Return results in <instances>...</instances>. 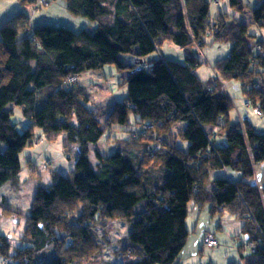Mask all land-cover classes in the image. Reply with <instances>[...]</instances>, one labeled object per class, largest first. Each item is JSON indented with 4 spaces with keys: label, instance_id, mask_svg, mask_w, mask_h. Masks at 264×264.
I'll list each match as a JSON object with an SVG mask.
<instances>
[{
    "label": "trees",
    "instance_id": "trees-1",
    "mask_svg": "<svg viewBox=\"0 0 264 264\" xmlns=\"http://www.w3.org/2000/svg\"><path fill=\"white\" fill-rule=\"evenodd\" d=\"M20 1L26 7L0 25V187L18 179L19 153L36 142V128L61 136L76 167L36 189L19 243L0 235V264H103L98 229L115 219L130 228L119 240L123 264H179L190 204L241 220L251 248L240 252L243 264H264V186L251 180L264 164V131L247 119L230 122L233 102L221 83L239 81L245 104L264 115V40L249 29L264 27V0L251 8V23L237 19L243 0H64L96 22L77 31L33 25L42 3ZM211 2L219 5L214 17ZM209 36L230 47L203 80L198 51ZM165 43L183 48L185 59L166 56ZM107 64L128 90L104 111L68 77ZM16 107L27 120L22 130L12 121ZM114 131L105 153L98 140Z\"/></svg>",
    "mask_w": 264,
    "mask_h": 264
},
{
    "label": "rangeland",
    "instance_id": "rangeland-1",
    "mask_svg": "<svg viewBox=\"0 0 264 264\" xmlns=\"http://www.w3.org/2000/svg\"><path fill=\"white\" fill-rule=\"evenodd\" d=\"M53 3L51 8H47L50 4L44 5L36 9L32 15V24L38 20L47 18L52 21L53 26H66L73 30L81 28H94L96 22L90 20L83 15L71 13L64 0H50ZM244 7L240 14H236L238 21L251 23L253 20L251 8L257 5L258 0H243ZM36 5H40L38 0L34 1ZM13 9L20 10L14 2L7 4L4 0H0V25L1 20L9 16ZM219 10V5L215 2L210 3V13L214 17ZM43 17V18H42ZM42 18V19H40ZM42 23V22H41ZM40 23V24H41ZM154 27V25H153ZM156 29V28H155ZM250 32L259 39L264 40V27L255 23L250 25ZM230 43L224 41L219 43L213 37L209 36L206 45L198 51L201 64L197 67V74L203 79H208L213 75V65L216 61L224 57L228 52ZM163 52L171 59L183 61L185 59V51L174 43H165L162 46ZM129 59L130 57L127 56ZM71 82L78 78V82L82 84L89 92L91 100L88 101L89 106L101 107L107 111L115 101L122 100L128 90V85L122 82L120 73L112 64L105 65L100 70H83L77 76H70ZM225 91L232 98V106L229 109L230 122L247 119L255 125L256 130L264 131V115H257L253 112L252 107L245 104V96L241 89L239 81L232 79L230 81L221 80ZM91 85V86H89ZM102 110V111H103ZM134 117L131 116V119ZM12 121L18 124V128L22 130L27 126V120L23 116L19 107H16L12 114ZM35 140L31 146L25 147L19 153L20 170L16 181L8 180L0 187V235H6L8 239L15 245L19 243L20 234L24 228V218L27 208L32 202L36 189L45 183L53 181V172L68 175L71 170L76 167V154L66 153L62 146V137L47 138L39 128H36ZM105 133L99 140L98 145L106 144L103 152L110 153L114 150L108 139L117 132ZM91 146V145H90ZM5 144L0 142V150H3ZM92 160H96L95 151L90 152ZM51 163H49V161ZM45 161L46 165L43 162ZM182 164L177 160L168 161V166L180 168ZM49 168V169H46ZM253 183L259 187L264 186V164L258 163L255 166V175L251 178ZM3 207V208H2ZM8 208V209H7ZM24 212V213H23ZM187 226L189 228L188 238L182 247L179 255V264H243L240 252L248 254L251 251L249 243L242 231V221L232 216L228 210L223 212H211L208 205L201 210L190 204V212L187 218ZM107 230L98 229L97 238L103 246V264H123L121 254H118L119 240L129 232V225L121 219H115L109 222ZM111 227V228H110ZM112 229V230H110ZM212 234L218 240V245L207 247L203 243L205 235ZM44 237L41 229L37 230V239ZM18 240V241H17ZM103 262V261H102ZM0 263L1 256H0Z\"/></svg>",
    "mask_w": 264,
    "mask_h": 264
},
{
    "label": "crops",
    "instance_id": "crops-1",
    "mask_svg": "<svg viewBox=\"0 0 264 264\" xmlns=\"http://www.w3.org/2000/svg\"><path fill=\"white\" fill-rule=\"evenodd\" d=\"M7 1H8V3L10 2V1H12V2H14L16 5H18V8L19 7H26L25 5L26 4H23V3H21V1L20 0H4V3H6L7 4ZM33 1V0H32ZM33 3H34V1H33ZM47 4H50L49 6H47V8L49 9V8H51L52 7V5H53V3H51V1L50 0H48L46 3H44V5H47ZM65 4V3H64ZM14 10V9H13ZM12 10V11H13ZM8 16V15H7ZM43 18V17H42ZM42 18H40V19H42ZM2 20H3V18H2ZM1 20V21H2ZM48 22V23H52V21H49V20H47V18H44V19H42V20H38V21H36L35 22V24H37V23H46V22ZM156 25H158V24H156ZM171 160V159H170ZM169 160V161H170ZM173 161L174 160H177V159H172ZM177 161H179V160H177ZM178 165H180V164H178ZM183 166H182V164L180 165V168H177L178 170H180L181 168H182Z\"/></svg>",
    "mask_w": 264,
    "mask_h": 264
},
{
    "label": "built area",
    "instance_id": "built-area-1",
    "mask_svg": "<svg viewBox=\"0 0 264 264\" xmlns=\"http://www.w3.org/2000/svg\"><path fill=\"white\" fill-rule=\"evenodd\" d=\"M41 1L42 4L46 3L48 0H39ZM257 47H260L258 45H253L252 48H257ZM254 111L257 113V114H261V110L258 108V107H255L254 108ZM205 243L208 244V245H212L214 246L215 244H217V241L214 237H212L211 235H208L206 236V238L204 239Z\"/></svg>",
    "mask_w": 264,
    "mask_h": 264
}]
</instances>
